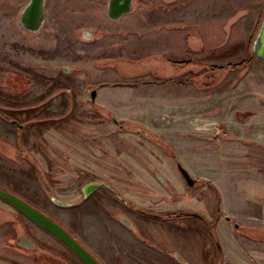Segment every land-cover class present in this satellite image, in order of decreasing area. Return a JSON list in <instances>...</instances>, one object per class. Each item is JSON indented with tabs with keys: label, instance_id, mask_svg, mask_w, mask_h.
Here are the masks:
<instances>
[{
	"label": "rangeland",
	"instance_id": "obj_1",
	"mask_svg": "<svg viewBox=\"0 0 264 264\" xmlns=\"http://www.w3.org/2000/svg\"><path fill=\"white\" fill-rule=\"evenodd\" d=\"M28 2L0 0V105L12 107L0 108V139L17 145L0 143V187L64 226L102 264L150 263L136 259L132 232L110 229L116 218L127 222L110 207L121 205L103 189L112 184L141 207L220 218V244L201 220L199 232L173 220L171 243L156 235L169 257L175 235L187 232L188 250L178 252L192 264H264V63L231 67L251 56L264 0H244V9L232 0H134L118 21L109 0H46L39 32L20 23ZM170 60L186 62L176 72ZM171 153L197 185L187 186ZM92 182L97 195L85 204ZM224 213L255 230L233 228ZM0 264L85 263L0 198Z\"/></svg>",
	"mask_w": 264,
	"mask_h": 264
},
{
	"label": "water",
	"instance_id": "obj_2",
	"mask_svg": "<svg viewBox=\"0 0 264 264\" xmlns=\"http://www.w3.org/2000/svg\"><path fill=\"white\" fill-rule=\"evenodd\" d=\"M45 4L46 0H29L20 15V23L23 27L31 32H39L42 30L45 23ZM132 0H110L108 11L109 16L112 19H119L124 14L129 13L132 10ZM251 54L260 62L264 63V11L258 26L257 32L252 40ZM96 92H93V97ZM179 169L185 177L189 186H193L196 182L194 177L189 171L178 164ZM98 184H92L84 188V196H88ZM0 197L10 202L20 212L25 214L32 222L41 228L45 229L61 242H63L73 253H75L85 264H102L98 258L94 256L86 247L78 242L70 233L54 221L51 217L38 210L27 201L23 200L19 196L8 192L0 187ZM63 205H69L70 203H63L57 201ZM176 258L183 264L186 261L182 259L178 254H175Z\"/></svg>",
	"mask_w": 264,
	"mask_h": 264
},
{
	"label": "flooded vegetation",
	"instance_id": "obj_3",
	"mask_svg": "<svg viewBox=\"0 0 264 264\" xmlns=\"http://www.w3.org/2000/svg\"><path fill=\"white\" fill-rule=\"evenodd\" d=\"M110 1V0H109ZM108 6H109V3H108ZM132 6H133V8H134V0H132ZM133 8H132V10L131 11H133ZM130 11V12H131ZM129 12V13H130ZM45 14H46V4H45ZM128 14V13H127ZM108 15H109V11H108ZM126 14H124L123 16H125ZM122 16V17H123ZM46 17V16H45ZM110 17V16H109ZM122 17H120L119 19H112V20H114V21H118V20H120ZM45 22H46V20H45ZM44 25H45V23H44ZM44 27V26H43ZM28 30V29H27ZM176 62H186V61H184V60H170V63H172V64H174L175 66V68L177 69L176 70V72L178 71V66L176 65ZM129 72V71H128ZM127 72V73H128ZM125 73V72H124ZM128 74H131V72H129ZM127 74V75H128ZM132 76H134V73H132L131 74ZM204 78H205V76H204ZM212 79V78H211ZM210 79V80H211ZM120 84V82L118 81V82H115V85H119ZM104 86H107V85H102L101 87H104ZM100 87V88H101ZM96 92V95L93 97V92ZM98 91L99 90H96V89H94L93 91H92V93H91V98L93 99V100H96V98H98ZM99 105L103 108L104 107V105L101 103H99ZM0 108H3V110H5V112L4 113H7L8 111L10 112V111H12V107H10L9 105H0ZM21 110H22V115L24 114V113H26L27 112V107H22V108H20ZM26 111V112H25ZM36 113H38V111L36 112ZM4 120V119H3ZM5 121L6 122H8L9 124H11V125H16L17 126V128H18V130L19 131H22V130H24L25 131V129H26V127H27V125H26V123H21L20 121H19V119L18 118H16V117H10V118H5ZM23 132V131H22ZM0 143H5V144H9L11 147H12V149H13V151H17V145L14 143H12V141H9V140H7V139H3V138H1L0 139ZM172 154V153H171ZM175 154V153H174ZM174 154H172L173 155V157L176 159V161H177V166H178V164L180 163V161H178V158H177V154L176 155H174ZM183 166V165H182ZM178 169H179V166H178ZM180 170V169H179ZM181 172V171H180ZM182 174V173H181ZM183 175V174H182ZM184 177V176H183ZM184 180H185V182H186V184H187V186H189L188 185V183H187V181H186V179H185V177H184ZM196 180V179H195ZM198 180H196V182H195V184L193 185V186H195V185H197L198 184V182H197ZM92 184H96V183H89L87 186H89V185H92ZM193 186H189V187H193ZM103 189H105V190H107L108 191V193L109 194H111L112 195V197L113 198H115L116 200H118L120 203H121V205H113V204H110V207H111V209L113 210V211H117V212H119L118 213V216H119V219H120V214L121 215H123V216H121V217H123V219H126L127 220V222L126 223H124V221L123 220H118L117 218H116V220L114 219V222L115 223H118L119 225H121V226H123V227H127V229L130 231V232H132V233H135L136 232V230H138V231H141V233L143 234V237L144 236H146L145 235V231L144 230H142L141 229V219H148V220H158V221H165V223H166V225H167V227H169L170 229L172 228L171 226H172V224H173V220H181V222H183V218H185V219H188L186 222H185V229H193V230H196L197 232H199V227H198V222H199V220H201L203 223H205L206 224V226H207V228L209 229V230H211V232H212V234H213V236L215 237V239L217 240V243L218 244H220L219 243V240H218V237H217V229H218V226L220 225V218H218V219H216V221L215 220H211L208 216H206V215H204V214H202V213H200V212H191V211H187V212H181V213H178V212H172V211H170V209L167 207V206H164V207H162L161 209L159 208L160 207V205H155V206H157V207H154V208H148V207H141L140 206V204L139 203H137V204H134V203H132L129 199H127L124 195H123V193L120 191V189L117 187V186H115L114 184H112V186L110 185V186H103ZM114 192H117V196H116V194L114 193ZM138 192H140V191H138ZM150 192V191H149ZM137 193V192H136ZM95 195H97V193L95 194V192L94 193H91V194H89L87 197H86V200L84 201V203L86 204V203H88V202H92L91 204H93V197H95ZM108 195V194H107ZM136 195V198H138V199H140L141 198V194L140 193H137V194H135ZM148 197L147 198H145V201L147 200L149 203H151V200H152V198H153V196H149V195H147ZM1 199H3L2 197H0ZM21 198V197H20ZM23 199V198H22ZM3 200H5V199H3ZM24 200V199H23ZM8 204H10L11 206H13L10 202H8L7 200H5ZM26 201V200H25ZM28 202V201H27ZM97 203H101V202H99V201H96ZM115 202V201H114ZM29 204H31L30 202H28ZM95 204V203H94ZM32 205V204H31ZM32 206H34V205H32ZM14 207V206H13ZM35 207V206H34ZM15 209H17L16 207H14ZM35 208H37V207H35ZM126 208V209H125ZM38 209V208H37ZM18 210V209H17ZM39 210V209H38ZM166 210V211H165ZM19 211V210H18ZM41 211V210H40ZM161 211H165V212H161ZM20 212V211H19ZM20 213H22V212H20ZM44 213V212H43ZM130 213H132L133 215H132V217L130 216ZM23 214V213H22ZM46 214V213H45ZM129 214V215H128ZM24 216H26L25 214H23ZM47 215V214H46ZM224 216H225V218H226V220L230 223V225L233 227V228H235V229H243L244 231H246L247 233L248 232H250V233H252L253 232V230H255L254 228H250V226H248V225H246L245 223H238V222H233L232 224H231V222L234 220V217H232V216H228V213H224ZM27 217V216H26ZM50 217V216H49ZM28 218V217H27ZM29 219V218H28ZM30 220V219H29ZM189 220H191V222L189 221ZM195 220V221H194ZM197 220V221H196ZM55 221V220H54ZM57 222V221H56ZM34 223V222H33ZM58 223V222H57ZM195 223H196V225H195ZM58 224H60V223H58ZM61 225V224H60ZM196 227H195V226ZM38 226V225H37ZM62 226V225H61ZM130 226H131V228H130ZM40 227V226H39ZM62 227H64V226H62ZM41 228V227H40ZM65 228V227H64ZM256 229L258 228V227H255ZM43 229V228H42ZM66 229V228H65ZM259 229V228H258ZM257 229V230H258ZM43 230H45V229H43ZM67 230V229H66ZM261 230H263L264 231V229H261ZM46 231V230H45ZM69 233H70V235H72L71 234V232L69 231V230H67ZM46 232H48V231H46ZM49 233V232H48ZM108 233L110 234V231H108ZM264 233V232H263ZM50 235H52L51 233H49ZM53 236V235H52ZM73 236V235H72ZM55 239H57L55 236H53ZM74 238H75V236H73ZM76 240H77V238H75ZM58 240V242L60 243L61 241L59 240V239H57ZM202 240H203V237H202ZM204 241V240H203ZM203 241H202V243H200V245L201 246H203V247H201L202 248V252L205 250V244H203ZM79 242V241H78ZM62 243V245L64 244L63 242H61ZM80 243V242H79ZM81 244V243H80ZM64 246L69 250V251H71L65 244H64ZM85 247V246H84ZM72 252V251H71ZM176 253H179L177 250H173V251H171V258L175 261V262H178V259L176 258V256H175V254ZM75 254V253H74ZM170 256V255H169ZM184 257V256H183ZM185 258V257H184ZM186 259V258H185ZM184 259V260H185ZM186 261V264H190L189 262H188V260L186 259L185 260ZM179 263V262H178Z\"/></svg>",
	"mask_w": 264,
	"mask_h": 264
},
{
	"label": "crops",
	"instance_id": "obj_4",
	"mask_svg": "<svg viewBox=\"0 0 264 264\" xmlns=\"http://www.w3.org/2000/svg\"><path fill=\"white\" fill-rule=\"evenodd\" d=\"M223 1H226V0H213V5L214 6H218L220 4V6H221ZM250 1L251 0H249V2ZM232 2H233V4H231L230 6H234L235 5V7H237V9L238 8L239 9L240 8L241 9L247 8V5H248V4L244 3V0H242V2H240V0H238V1L237 0H232ZM260 2H261V0H258V3H260ZM201 3L204 5L203 1ZM249 6L251 7V4H249L248 7ZM261 12H262V10H260V12H259L260 14H259V17H258V20L256 22V26L255 27L258 26V23H259L260 18H261L260 17L261 16ZM255 27H254V29H255ZM251 36H252V34H251ZM120 86H125V85H120ZM133 87L134 86H131L130 88H133ZM104 88H108V87H102L98 91V94H100V91H103ZM101 94H102V92H101ZM116 109L118 110L119 115L121 114L122 116H124V118L128 117V115H127L128 111L126 109H124L123 107H120V106L117 107ZM141 224H142L141 225V229L145 231V235H146L144 237H143V234L141 233V231L136 230V232L132 234L126 227H123V226L119 225L118 223H116V224L112 223L110 225V229L111 230L112 229L116 230L117 232H120V233H122L124 235H126V232H128V234L131 233V235L133 236L134 241H135L134 244L136 243V245H134V246L137 249V251L134 254H136L135 256H136V259H138V260L141 257L140 261H142V262L148 260V262L150 261L149 264H183L181 261L178 260V262H179L178 263V262H175L171 257H169V255L166 254V252H167L166 246L164 244H162L161 242L157 241V236H158L157 234L158 233L160 234L161 239L163 241H165V244L167 242L169 243L170 242L169 240L173 237L172 233H171V231H173V230H172V228L170 229L169 227H167L165 221H158V220L156 221V220H152V219L151 220L141 219ZM121 228H123V232H125V233H123L121 231ZM181 232H183V230ZM186 235L188 236V233L187 232H183V233H181L178 236L175 235V237H180L181 240H185ZM183 237H185V238H183ZM181 240H176L174 238V241H176V245H177V247H175V250L179 251L181 249V253H183L182 251H187L188 249H187L186 245L182 244ZM196 244H197V246L199 248L202 247L198 242ZM144 251H146V252H144ZM143 253L148 254V257L144 256ZM176 254L179 255V253H176ZM179 256L182 259L186 258L188 260V262L190 264H192V262L188 258V256H185V258L182 257V255H179ZM137 257H139V258H137Z\"/></svg>",
	"mask_w": 264,
	"mask_h": 264
},
{
	"label": "trees",
	"instance_id": "obj_5",
	"mask_svg": "<svg viewBox=\"0 0 264 264\" xmlns=\"http://www.w3.org/2000/svg\"><path fill=\"white\" fill-rule=\"evenodd\" d=\"M262 15H263V13H262ZM261 18H262V17H261ZM261 18H260V21H261ZM260 21H259V23H258V26H259V24H260ZM258 26H257V28H258ZM256 32H257V31H255L254 35L252 36V40H253V38H254ZM252 40H251V42H252ZM249 52L251 53V46H250V48H249ZM254 58H255V57L251 54V56H250L249 58L244 59V60L240 61L239 63L231 64V67H234V68H236V67H240V66L244 65L245 63L250 62V61H251L252 59H254Z\"/></svg>",
	"mask_w": 264,
	"mask_h": 264
}]
</instances>
